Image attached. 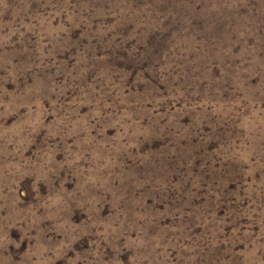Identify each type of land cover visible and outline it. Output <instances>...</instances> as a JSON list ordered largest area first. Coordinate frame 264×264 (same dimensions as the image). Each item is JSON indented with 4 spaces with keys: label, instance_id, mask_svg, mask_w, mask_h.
I'll list each match as a JSON object with an SVG mask.
<instances>
[{
    "label": "rangeland",
    "instance_id": "rangeland-1",
    "mask_svg": "<svg viewBox=\"0 0 264 264\" xmlns=\"http://www.w3.org/2000/svg\"><path fill=\"white\" fill-rule=\"evenodd\" d=\"M0 264H264V0H0Z\"/></svg>",
    "mask_w": 264,
    "mask_h": 264
}]
</instances>
